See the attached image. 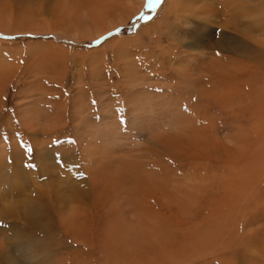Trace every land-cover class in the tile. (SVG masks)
I'll list each match as a JSON object with an SVG mask.
<instances>
[{"label": "rangeland", "instance_id": "374dc122", "mask_svg": "<svg viewBox=\"0 0 264 264\" xmlns=\"http://www.w3.org/2000/svg\"><path fill=\"white\" fill-rule=\"evenodd\" d=\"M205 1L202 33L167 0H50L0 31V264H218L227 225H264V60L227 34L264 50L263 6Z\"/></svg>", "mask_w": 264, "mask_h": 264}, {"label": "bare ground", "instance_id": "6f19581e", "mask_svg": "<svg viewBox=\"0 0 264 264\" xmlns=\"http://www.w3.org/2000/svg\"><path fill=\"white\" fill-rule=\"evenodd\" d=\"M50 0H10V3H11V6H10V8H9V11L8 12H6V11H2L1 9H0V31H2V32H4V33H6V34H10V33H13V32H26V29H28L29 27H25V29H22V30H19L18 28H15V27H13L12 25V23L14 22V18H15V15L16 16H18V17H20V16H26V15H24V14H22V11L23 10H31V8H33V9H36V11H38L37 13L35 12V14H33V15H31V14H27V15H30V16H37V15H40V14H42V13H44L46 10H47V8L49 7V4H47L46 2H49ZM89 2V6H90V8L91 7H93V9H95V12L97 13V12H99V13H103V12H106V11H111L110 9H116V5H115V3L113 2V0H88ZM234 1V0H233ZM237 0H235L234 1V3L236 2ZM255 1H258V0H255ZM254 1V2H255ZM170 2V4H171V8H172V6L174 7H177L176 5H177V2H179L178 3V9H180L181 11H179V14H175V13H172L173 14V18H175L176 19V21L178 20V21H180L181 22V24H184V26L185 27H190V28H196V27H198V30L200 31V33H202V32H204V30L203 29H205L206 27H207V24L205 23V24H203L202 23V25H203V27L202 26H200V25H198L197 26V21L195 20L196 19V17H198V16H200V15H202V18H203V16H204V20L205 21H209V20H211L212 19V11H210L209 13H208V11L207 10H204L202 7H205L206 5H207V1H205V0H195V1H193V0H167V3H169ZM193 2V3H192ZM210 2V1H209ZM226 2V1H225ZM224 2V3H225ZM228 2V1H227ZM253 2V1H252ZM203 3H206L205 4V6H203ZM229 3V2H228ZM232 3V2H231ZM238 3V2H237ZM245 4H247V3H245ZM256 4V3H255ZM248 5V4H247ZM259 7L262 5L263 7L261 8L260 7V15H262V16H264V0H260V1H258V4H257ZM227 6H230V5H227ZM250 6V5H249ZM1 7H3L2 5H1V3H0V8ZM214 7V6H213ZM223 7H226V6H223ZM232 7V6H231ZM231 7H230V9L228 10V12H230L231 14H232V16H233V10L231 11ZM236 7V6H235ZM234 7V9L236 10V8ZM229 7H227V8H225V9H228ZM253 9V8H252ZM138 10V9H137ZM249 10V9H248ZM258 10V9H257ZM134 12H135V10H134ZM133 12V13H134ZM235 12V11H234ZM249 12V11H248ZM251 12V11H250ZM253 12V11H252ZM3 13V14H2ZM131 14H132V12H130ZM244 16H241L239 19H238V21L240 20V19H248L247 18V15H253V14H244V13H242ZM130 15V14H129ZM129 15H128V17H129ZM162 15V14H161ZM161 15H160V17H161ZM257 15V14H256ZM251 17V16H250ZM261 17V16H260ZM126 18H127V16H125V17H119V19H118V21L117 22H119V23H121V22H125V20H126ZM162 18V17H161ZM180 19V20H179ZM229 20H232V17L231 18H228V19H226V21H227V23H228V21ZM199 21V20H198ZM205 21H203V22H205ZM212 21V20H211ZM234 21V23H230V25H234V24H237L236 22H235V20H233ZM233 21H231V22H233ZM117 22H115L114 21V23H112L113 24V26H105L104 28H103V30H101V33H98L97 32V35H96V37L99 35V36H101L103 33H105V31H108V30H110V29H112V28H114L116 25L115 24H117ZM160 22V21H159ZM264 22V21H263ZM176 22H173V20H172V22H171V27H172V25H174ZM199 23V22H198ZM125 24V23H124ZM160 24H161V22H160ZM104 25V24H103ZM159 25V24H158ZM164 25V24H163ZM179 26V25H178ZM22 27L24 28V26L22 25ZM164 27V26H163ZM174 27V26H173ZM225 27H227V26H225ZM183 28V27H182ZM189 28V29H190ZM34 29V28H33ZM37 29V28H36ZM108 29V30H107ZM175 29H176V27H175ZM36 32L38 31V30H35ZM180 31V30H179ZM222 32V31H221ZM229 36H230V38H231V40H233L234 38H236V41H237V43H236V45L235 46H240V43L241 44H243L244 46H245V51L243 52V54L246 56H248V55H252V56H254V57H256V58H259L260 60H264V50L263 49H261V48H259V47H255V46H253V45H250V44H248V43H246L245 41H243V40H241L239 37H235V35H233V34H230V33H227ZM224 36H227V35H225V32L223 33H220V35H219V39H220V41H218V42H216L215 44H217V47L220 45H223V46H225L226 47V51H228L229 53L230 52H232L234 55H235V52L236 53H238L239 55L241 54L242 55V51H241V49H239V47H238V49H236V47L235 46H232V48H230V49H228L227 48V42L225 43V41H222V37H224ZM94 37V36H93ZM90 39V38H89ZM92 39V38H91ZM195 39V38H194ZM230 40V41H231ZM232 42H234V41H232ZM235 43V42H234ZM187 46H192V48H195V50H197L198 49V46H197V42H192V41H189V42H187L186 43V47ZM204 47H207V48H209L208 47V45L206 44ZM255 47V48H254ZM197 48V49H196ZM214 48H216V47H214ZM189 51H191V52H193L192 51V49H191V47H190V49H188ZM238 50V51H237ZM254 52V53H253ZM186 53V52H185ZM188 53V52H187ZM186 53V54H187ZM196 54H199V53H196ZM200 54H204L203 52L202 53H200ZM232 54V55H233ZM200 56V55H199ZM235 56H237V54L235 55ZM243 56V55H242ZM250 57V56H249ZM185 59H187V60H189L190 61V54L187 56V57H185ZM202 59V58H201ZM229 60H232V59H234V57L233 58H231V57H229L228 58ZM195 60H196V58H195ZM195 61H193L192 62V66L195 64L194 63ZM217 62V61H216ZM215 62V63H216ZM199 63V62H198ZM197 63V64H198ZM201 63V62H200ZM199 63V64H200ZM259 63H261V62H259ZM180 64V63H179ZM191 65V64H190ZM202 65V64H201ZM200 65V66H201ZM219 65H220V63H219ZM262 65V64H261ZM191 66V67H192ZM216 68H219V71L220 70H222V68H220V67H217V66H215ZM197 69V67H195L194 68V70H196ZM192 72H193V70H192ZM196 82V81H195ZM198 83V82H197ZM229 86V85H228ZM213 88V87H212ZM229 93V92H228ZM232 93V92H231ZM250 108V107H249ZM255 109H258V111L260 110L259 109V107H257V108H255ZM254 116V115H253ZM261 123H262V118H261V115H260V112L259 113H257L256 115H255V125L257 126V127H259L260 125H261ZM264 123V122H263ZM243 130V129H242ZM244 131V130H243ZM256 131H259V130H256ZM248 133V132H247ZM244 135H246V134H244ZM251 135V134H250ZM255 135V134H254ZM253 137V136H252ZM245 139V138H244ZM228 177V176H227ZM228 179V178H227ZM228 182V181H227ZM229 183V182H228ZM248 204H249V202L247 203V205L245 206V207H240V209L238 210V211H241V210H247V208H248ZM250 208V207H249ZM253 209H255V208H253ZM232 212V211H231ZM234 212V211H233ZM232 212V213H233ZM246 214H248V213H246ZM251 216L247 219V224H249V226H254V225H257V227H255V228H253V229H250L249 231H246V232H244L245 234H244V237L243 238H241V242H236V240H235V235H230V234H225V231L227 230V227H229V225H227L226 226V228H225V230L223 231V234H222V241H221V248H220V251H219V253H218V255L216 256V257H211V258H208L207 260H212V262L214 263V262H217L218 264H264V225H258L256 222H255V219H256V216H255V214H250ZM239 216V215H238ZM232 217H234V216H232ZM231 217V218H232ZM245 217H246V215H245ZM248 217V216H247ZM206 222H211V223H214L213 222V219H212V217H209V219H207V221ZM206 222H205V224H206ZM234 222V221H233ZM232 222V223H233ZM241 222H242V220H241ZM245 222V221H244ZM232 223H230V224H232ZM205 224H204V227H205ZM240 225V224H239ZM241 227V226H240ZM201 229V228H200ZM240 229V228H239ZM228 231V230H227ZM203 232H210V229H206V227H205V229L203 230ZM238 234H240V233H238ZM261 236L262 237V239H261V237H260V239H258L259 237H256V238H254L255 236ZM242 237V236H241ZM237 238H239V237H237ZM255 240H257V241H255ZM253 241H255V242H258V246H259V251L257 250V252L258 253H256V252H252L251 250H250V248L249 249H247L245 252H243V250H245V249H243V247H245V246H247L248 245V243H252ZM243 242V243H242ZM247 244V245H246ZM250 245V244H249ZM247 248V247H246ZM253 249V248H252ZM257 254H259L258 255V258L259 259H257ZM226 255H229L228 257H226ZM154 262V261H153ZM156 262V263H155ZM154 263H152V264H167V262H160V261H155ZM168 264H170V263H168Z\"/></svg>", "mask_w": 264, "mask_h": 264}, {"label": "snow or ice", "instance_id": "6c2138e0", "mask_svg": "<svg viewBox=\"0 0 264 264\" xmlns=\"http://www.w3.org/2000/svg\"><path fill=\"white\" fill-rule=\"evenodd\" d=\"M118 31H119V30H118ZM27 150H28L29 152H30V151H32V149H31V148H28Z\"/></svg>", "mask_w": 264, "mask_h": 264}]
</instances>
